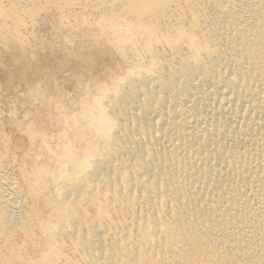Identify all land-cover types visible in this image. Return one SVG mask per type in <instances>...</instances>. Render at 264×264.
Listing matches in <instances>:
<instances>
[{
    "label": "bare ground",
    "instance_id": "bare-ground-1",
    "mask_svg": "<svg viewBox=\"0 0 264 264\" xmlns=\"http://www.w3.org/2000/svg\"><path fill=\"white\" fill-rule=\"evenodd\" d=\"M12 95L0 264H264V0H0Z\"/></svg>",
    "mask_w": 264,
    "mask_h": 264
},
{
    "label": "rangeland",
    "instance_id": "rangeland-1",
    "mask_svg": "<svg viewBox=\"0 0 264 264\" xmlns=\"http://www.w3.org/2000/svg\"><path fill=\"white\" fill-rule=\"evenodd\" d=\"M94 1H96V0H94ZM52 12H53V11H52ZM52 12H51V13L46 12L45 14L43 13V14L40 16L41 19L44 18V16L48 17V15H49V16H53V17H55V16H60V13H59L58 11H54L53 13H52ZM56 12L59 13V14L57 15ZM55 13H56V14H55ZM91 13H92V16H93V17H94L95 14H97L96 11L90 12V15H91ZM50 14H51V15H50ZM90 15H89V16H90ZM90 17H91V16H90ZM39 19H40V18H39ZM39 19L37 20L38 22L36 21V23L33 25L34 28L31 27V30H32V29H38V28L41 26L42 21L39 20ZM39 21H40V22H39ZM64 23H65V22H64ZM65 24H67V22H66ZM46 28H47V27H46ZM46 28H42V29H44V30L47 31V32L44 31V36H45L44 38H45L47 41H49V40H50L49 38L52 39V37H50V36H52L51 34H54L55 32H53V29H49V27L47 28L48 30H47ZM65 28H68V27H65ZM68 29H69V28H68ZM50 30H51V32H50ZM48 32H50V33H48ZM45 33H46V34H45ZM47 33H48L49 35H48ZM46 35H48L49 38H48V36H46ZM160 47H161L163 50H164V49H167V48H163V45H161ZM164 47H165V46H164ZM166 47H167V46H166ZM115 62H117V61H115ZM115 62H112V63H115ZM112 63H111V64H112ZM13 96H14V97H13ZM9 98H10V99H9ZM9 98H8V103L10 102V103L8 104L9 106H8L7 104H6V105H4V104L1 105V104H0V108H2L3 110L6 109V110H5L6 112H8V111L10 110L9 108H11V109L15 110V111L18 113V115H20V114L23 115V114L25 113V112H24L25 110L21 107V102H22V101H21V99L19 98V96L12 95V96H10ZM18 98H19V99H18ZM16 102H17L18 104H17ZM10 105H11V106H10ZM5 106H6V107H5ZM12 107H13V108H12ZM14 107H15L16 109H15ZM18 108H19V109H18ZM21 109H22V110H21ZM23 110H24V111H23ZM23 112H24V113H23ZM14 129H15V128H14ZM14 129H6V132H7L8 136L12 137V139L15 138V139H14V142L16 143L15 146L18 144L19 146H25V147H27L28 144H29L28 136H26L25 133L22 134V133H21L22 131H20V130H16V129L14 130ZM12 130H13V131H12ZM8 131H10V132H8ZM14 131H15V132H14ZM11 132H12V134H11ZM18 132H19V133H18ZM13 134H14V135H13ZM23 135H25V136H23ZM20 140H21V141H20ZM22 140H23L24 142H23ZM14 142H13V143H14ZM18 142H19V143H18ZM25 142H26V143H25ZM22 143H23V144H22ZM43 206H44V205H43ZM45 210H46V208H45Z\"/></svg>",
    "mask_w": 264,
    "mask_h": 264
}]
</instances>
